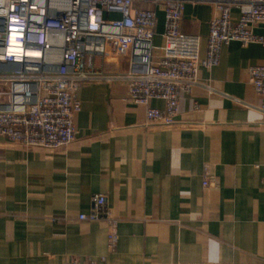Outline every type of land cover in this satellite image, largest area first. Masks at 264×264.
Instances as JSON below:
<instances>
[{"label":"crops","instance_id":"0c3cea01","mask_svg":"<svg viewBox=\"0 0 264 264\" xmlns=\"http://www.w3.org/2000/svg\"><path fill=\"white\" fill-rule=\"evenodd\" d=\"M214 14L208 3L185 6L182 30L201 37L202 59ZM163 24L160 14L158 48ZM89 63L96 79L78 92L70 147L0 139V264H264V97L249 77L250 67L264 66V46H223L219 65L202 67L192 92L181 94L175 120L188 127L168 130L146 127V106L128 100L126 59ZM206 165L216 181L208 187ZM97 194L119 222L114 252L105 221L79 220Z\"/></svg>","mask_w":264,"mask_h":264},{"label":"built area","instance_id":"2783aa9c","mask_svg":"<svg viewBox=\"0 0 264 264\" xmlns=\"http://www.w3.org/2000/svg\"><path fill=\"white\" fill-rule=\"evenodd\" d=\"M188 3H208L215 9L203 59L201 37L182 30ZM160 14L164 29L158 48L154 38ZM257 26L264 30V0H0V65H15L0 69V85L9 86L0 89V139L31 150L70 147L76 141L74 119L81 111L78 92L96 79L89 69L95 57L127 60L123 78L128 100L146 106V127L187 128L175 120L181 94L192 92L202 67L219 65L223 46H264V34L254 31ZM249 77L264 97V66L250 67ZM154 99L165 108L150 107ZM260 111L264 113V101ZM204 174V187L216 183L209 177V165ZM92 203L91 213L79 220L105 221L108 248L114 252L119 222L106 195L93 196ZM68 264L97 262L72 259Z\"/></svg>","mask_w":264,"mask_h":264},{"label":"bare ground","instance_id":"6f19581e","mask_svg":"<svg viewBox=\"0 0 264 264\" xmlns=\"http://www.w3.org/2000/svg\"><path fill=\"white\" fill-rule=\"evenodd\" d=\"M2 87L6 88V89H9V86L4 84V85H1Z\"/></svg>","mask_w":264,"mask_h":264}]
</instances>
